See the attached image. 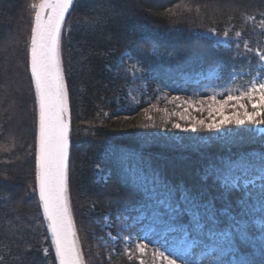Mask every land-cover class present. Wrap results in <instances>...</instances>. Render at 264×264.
Instances as JSON below:
<instances>
[{
  "label": "trees",
  "instance_id": "obj_1",
  "mask_svg": "<svg viewBox=\"0 0 264 264\" xmlns=\"http://www.w3.org/2000/svg\"><path fill=\"white\" fill-rule=\"evenodd\" d=\"M37 2L0 0V264H57L38 196L27 194L35 182L38 107L28 62L31 5ZM76 3L65 24L61 48L71 113L69 189L74 221L86 260L91 254L87 264H139L121 248L105 253L96 246L99 236L105 237L104 217L112 225L105 230L117 236L118 212L121 218L138 215L144 209V190L157 175L203 192L205 199L217 197L220 209L219 187L201 180L208 161L256 162L264 156V135L256 133L254 123L221 126L224 137L204 128L191 134L172 127L177 119L170 110L171 99L184 98L194 90L192 81L200 72L216 70L221 83L232 75H243L249 82L264 73L255 54L264 52V0ZM98 16L101 24L93 28L89 22ZM225 32L236 40L228 46L203 37ZM124 53L154 77L151 83L142 86L141 80H133ZM135 89L143 92L137 105L128 99ZM98 168L107 173L106 181L97 180ZM235 174L240 175L239 170ZM262 183L247 189L241 184L233 190L228 212L218 213L216 225L202 219V232L196 231L188 215L183 222L158 225L149 214L141 224L160 230L174 226L175 236L187 228L190 240L202 239L209 245H196L194 264H208L219 253L213 251L216 243L207 233L229 229V217L240 212L237 205L244 192H258ZM247 207L255 209L244 217L249 239L241 241L233 233L236 252L223 257L226 264L242 257L254 264L261 260L259 241L255 246L252 241L264 231V211L252 199Z\"/></svg>",
  "mask_w": 264,
  "mask_h": 264
},
{
  "label": "snow or ice",
  "instance_id": "obj_2",
  "mask_svg": "<svg viewBox=\"0 0 264 264\" xmlns=\"http://www.w3.org/2000/svg\"><path fill=\"white\" fill-rule=\"evenodd\" d=\"M31 7L36 12L34 25L31 28L28 66L31 73L30 80L35 89V102L38 104V131L35 134L34 150L35 182L27 194L38 196V207L43 210V217L47 221V229L55 248L54 259L58 260L59 264H81L80 250L74 240L75 232L67 193L70 120L67 115L68 93L60 57L61 32L65 17L71 14L70 10H75L77 3L76 0H40L38 5L33 3ZM89 23L93 28L99 27L101 19L98 16ZM227 35L228 33L225 32V38ZM239 35L240 33H237V36ZM259 59L264 69V52L259 54ZM212 100L216 107L213 109L209 106V117L211 118L215 111L220 116L219 120L212 119L211 122L206 123L205 120L199 119L191 121L184 128L180 123H174L172 127L195 133L200 128L212 131L231 124L264 125V81L253 83L239 96L227 95L219 101L212 97ZM242 100L248 101L252 108L251 112L248 111V104L240 102ZM230 104L233 113L226 115L225 108ZM237 170L240 175L235 174ZM251 171L258 173V176L252 179L244 178ZM257 179L264 181V156L256 162H249L246 159L238 162L210 159L204 167L201 180L204 183L211 180L213 185L219 187L218 198L222 201L223 207L217 209V197L205 199L203 192L182 184H173L157 175L151 187H146L144 190L145 201L141 216L147 217L150 214L151 219L158 225H174L183 222V217L188 215L195 222V229L199 233L205 227V224L201 223L202 219L206 218L216 225L218 213L228 212L231 206L228 197L233 190L241 188V180L243 187L247 189L249 185L255 184ZM258 187V192H244V198H241L240 204L237 205L240 212L229 217L232 221L229 229L207 233L208 238L216 243L213 251L219 253L218 256H213L208 264H226L223 257L228 253L236 252L233 233H236L241 241L249 239L248 221L244 217L249 216L250 211L255 209L250 210L247 207L248 200L256 201L259 210L264 211V183ZM178 192L179 196H177ZM261 227H264V224ZM166 231L175 232L177 228L169 226ZM183 232L184 247L170 250L168 256H165L164 252H159V255L167 260V264H177V259L170 258L171 256L179 258L180 264H190V261L184 258V254L189 253L197 244L209 246L202 239L189 240L190 232L187 228H184ZM256 240L259 241L261 251L259 264H264V231L254 238L253 246ZM139 251L143 252L144 246H140ZM234 264H254V262L242 257Z\"/></svg>",
  "mask_w": 264,
  "mask_h": 264
},
{
  "label": "rangeland",
  "instance_id": "obj_3",
  "mask_svg": "<svg viewBox=\"0 0 264 264\" xmlns=\"http://www.w3.org/2000/svg\"><path fill=\"white\" fill-rule=\"evenodd\" d=\"M40 0L36 3L38 5ZM34 10V17L35 12ZM33 26V25H32ZM65 29V28H64ZM64 32V31H63ZM205 38L213 39L218 44L223 46H228L232 42L236 40L232 37L227 36H218L216 33H209L203 35ZM63 38V35H62ZM62 48V43H61ZM255 54L259 57V52ZM124 60L126 62L127 70L133 80H141L142 86L151 83L154 77L150 74H146L139 68L136 64L131 62V57L128 53H124ZM262 68V67H261ZM243 75L237 76L232 75L230 80L221 83V77L219 76L216 70H211L206 73H198L193 81L192 84L195 86L194 90L190 93V95L184 98H174L170 101V110L172 111L173 118H176V123H180L181 127H187L188 124L193 120L203 119L205 122H211L212 119L219 120L220 116L218 113L213 111V116L209 117V106H212L214 109L216 104L212 100V97H215L216 101L221 100L222 98H226L227 95L232 96H239L244 90L250 88L251 85L257 81H264V73L256 75L251 81L247 82L242 79ZM188 81L185 80L184 85H186ZM146 90V89H145ZM139 90L135 89L128 93L129 102L132 104H138L140 99L143 96V92H139ZM241 103L248 104L247 100L240 101ZM187 110V111H185ZM242 111V110H240ZM248 111L251 112L252 108L251 105L248 104ZM233 108L231 104L226 106L225 114L232 115ZM183 117V118H181ZM224 126V125H223ZM179 130V129H178ZM215 130V129H214ZM254 130L259 135H264V125H254ZM181 131V130H180ZM219 132V136L221 135L224 137V133L220 132V128L215 130ZM184 132V131H182ZM191 133L192 132H185ZM97 180L98 181H106L107 180V173L104 172L103 168H98L96 172ZM258 176V173L252 174L251 172L248 174L247 179H252L253 177ZM260 181L259 179L256 182ZM241 184H243V180H241ZM69 199H70V189H69ZM70 206H71V199H70ZM72 211V208H71ZM131 211V210H130ZM73 215V212H72ZM119 214L118 218H120V225L118 230V235H112L110 230H105L106 228L111 229L112 225L107 221L108 218L104 217V224L101 226V229L105 232V237L99 236L97 247L104 248V252H113L116 248H121L124 251V254L129 259H136L139 264H167V260L159 255V252H164L165 256L169 255V251L174 248H182L185 246L184 243V234L181 236L172 235L173 232H167L166 229H157L156 226L147 227L141 224L142 220L144 219L141 216V212L138 213L136 216H127ZM74 218V215H73ZM75 222V221H74ZM147 225V224H146ZM76 226V223H75ZM77 227V226H76ZM77 230V228H76ZM78 233V232H77ZM79 239V245L82 251V256L84 259L85 264H87L88 260L92 261L91 254L88 253V260L84 255V251L82 249V245ZM189 239V238H188ZM190 240V239H189ZM144 246V251L140 252L139 247ZM95 248V245H93ZM196 245L192 248L189 253L184 254V258L190 261V264H194L195 260L193 259V249ZM97 257H94L93 260H96ZM170 258L177 259V264H180L179 258L175 256H171Z\"/></svg>",
  "mask_w": 264,
  "mask_h": 264
},
{
  "label": "water",
  "instance_id": "obj_4",
  "mask_svg": "<svg viewBox=\"0 0 264 264\" xmlns=\"http://www.w3.org/2000/svg\"><path fill=\"white\" fill-rule=\"evenodd\" d=\"M40 3V1H39ZM38 3V4H39ZM71 14H72V10H70ZM70 14V15H71ZM70 15H66L65 17V23L62 27V32H61V43H62V35H63V31H64V28H65V24L68 20V18L70 17ZM33 25H34V22H33ZM30 50V48H29ZM60 57H61V67H62V70L64 72V69H63V61H62V53H61V46H60ZM29 60H30V51H29ZM29 72H30V67H29ZM30 76H31V73H30ZM64 77H65V74H64ZM65 85H66V91L68 93V87H67V83H66V78H65ZM34 86V85H33ZM35 91V89H34ZM37 107H38V104H37ZM68 117H69V120H70V135H69V160H68V178H67V193H68V200H69V209H70V212H71V215H72V211H71V206H70V199H69V167H70V160H71V132H72V128H71V113H70V103H69V94H68V113H67ZM38 131V129H37ZM41 213H42V216H43V210L41 208ZM44 219V217H43ZM44 222H45V225H46V228H47V221L44 219ZM72 222H73V231L75 232V237H74V240H75V244L76 246L79 248L80 250V260H81V264H85L84 262V259H83V256H82V251H81V248H80V245H79V239H78V233H77V230H76V226H75V222H74V218H73V215H72ZM47 232H48V236H49V239H50V242H51V245H52V248H53V252H54V255H55V248H54V245L52 244V241H51V234L50 232L48 231L47 229ZM57 264H59L58 260H56Z\"/></svg>",
  "mask_w": 264,
  "mask_h": 264
}]
</instances>
